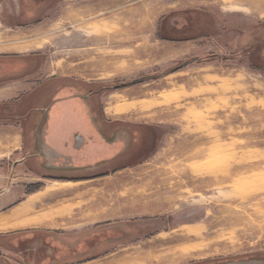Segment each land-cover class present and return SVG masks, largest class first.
Here are the masks:
<instances>
[{
	"label": "rangeland",
	"instance_id": "1",
	"mask_svg": "<svg viewBox=\"0 0 264 264\" xmlns=\"http://www.w3.org/2000/svg\"><path fill=\"white\" fill-rule=\"evenodd\" d=\"M7 36L33 46L0 53L102 86L94 117L126 143L123 166L86 182L36 187L18 172L43 218L29 226L121 228L85 264H264V0H61L28 30L0 26ZM17 237L0 236V264H24L12 252L33 241Z\"/></svg>",
	"mask_w": 264,
	"mask_h": 264
},
{
	"label": "crops",
	"instance_id": "2",
	"mask_svg": "<svg viewBox=\"0 0 264 264\" xmlns=\"http://www.w3.org/2000/svg\"><path fill=\"white\" fill-rule=\"evenodd\" d=\"M60 2L0 0L1 29L28 30L54 13ZM28 40L19 36L0 37V48L28 49L33 46L27 44ZM20 52L0 53V236L17 234L21 238H13L14 241L19 238L33 241L29 250L11 251V262L16 254L24 264H85L87 260L77 261V241L87 238V233L94 228L65 232L29 226L40 222L42 215L32 216L30 211L36 202L32 206L23 205L30 201L23 199L26 190L13 185L20 180L16 178L18 172L33 176L36 187L48 182L74 185L92 180L93 174L63 179L47 175L43 169L51 166L95 173L122 154L126 143L124 139L111 141L102 124L95 123L94 112L98 109L94 103L100 100L102 86L96 87L67 74L47 75L42 70L39 55ZM100 131L103 136L99 135ZM75 134L83 135V141L75 142ZM87 137L93 139L89 141ZM54 215L58 214L48 213L49 217ZM36 232L39 233L37 238ZM90 252L80 256H88Z\"/></svg>",
	"mask_w": 264,
	"mask_h": 264
},
{
	"label": "flooded vegetation",
	"instance_id": "3",
	"mask_svg": "<svg viewBox=\"0 0 264 264\" xmlns=\"http://www.w3.org/2000/svg\"><path fill=\"white\" fill-rule=\"evenodd\" d=\"M96 107V104H95ZM105 122V121H104ZM95 123H99V121H95ZM108 125L107 122L102 124L101 127L106 128ZM103 132V131H102ZM102 132L100 131L99 135H102ZM84 137L81 134H75L73 137V140L76 141H83ZM92 137H87V140H92ZM116 139H120V136H117ZM125 161V155H119L118 157L113 158V160L109 161L108 164L109 166L106 167H100V169L96 170V172L93 175H105L109 171H116L119 169V166H123ZM104 164V163H103ZM99 168V167H98ZM109 227V226H101V227H96L94 228L93 232L87 233V240L85 239H79L78 242V247L76 250V253L80 256L81 254L88 252L93 249V247L98 244L101 241H106L109 240L110 238H118L121 236H124L123 231L119 227ZM126 233V232H125ZM44 234H42L43 236ZM84 235V234H83ZM45 236V235H44ZM101 240V241H100Z\"/></svg>",
	"mask_w": 264,
	"mask_h": 264
}]
</instances>
